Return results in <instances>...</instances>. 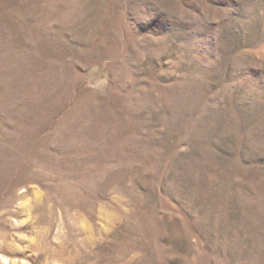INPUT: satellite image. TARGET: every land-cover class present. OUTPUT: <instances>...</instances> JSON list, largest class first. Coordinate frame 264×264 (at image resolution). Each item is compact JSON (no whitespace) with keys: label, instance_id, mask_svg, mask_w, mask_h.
<instances>
[{"label":"rangeland","instance_id":"obj_1","mask_svg":"<svg viewBox=\"0 0 264 264\" xmlns=\"http://www.w3.org/2000/svg\"><path fill=\"white\" fill-rule=\"evenodd\" d=\"M0 264H264V0H0Z\"/></svg>","mask_w":264,"mask_h":264},{"label":"bare ground","instance_id":"obj_2","mask_svg":"<svg viewBox=\"0 0 264 264\" xmlns=\"http://www.w3.org/2000/svg\"><path fill=\"white\" fill-rule=\"evenodd\" d=\"M214 16V15H213Z\"/></svg>","mask_w":264,"mask_h":264}]
</instances>
